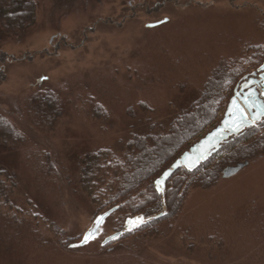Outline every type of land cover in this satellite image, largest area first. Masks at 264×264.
Here are the masks:
<instances>
[{"label":"rangeland","instance_id":"rangeland-1","mask_svg":"<svg viewBox=\"0 0 264 264\" xmlns=\"http://www.w3.org/2000/svg\"><path fill=\"white\" fill-rule=\"evenodd\" d=\"M34 2L31 26L0 29V119L18 132L8 141L0 134V166L15 175L13 208L0 222V264H264L258 124L246 144L253 155L240 160L248 165L227 179L221 172L209 188L187 190L177 217L153 233L103 245L116 235L112 216L89 244L70 248L107 212L80 189L86 155L121 152L135 136L166 131L217 69L264 45V0ZM47 94L56 114L37 117L34 108L45 109L38 97ZM232 96L220 102L218 124ZM156 217H131L125 230ZM132 219L136 226H127Z\"/></svg>","mask_w":264,"mask_h":264},{"label":"trees","instance_id":"trees-1","mask_svg":"<svg viewBox=\"0 0 264 264\" xmlns=\"http://www.w3.org/2000/svg\"><path fill=\"white\" fill-rule=\"evenodd\" d=\"M35 12L34 0H0L1 32L5 34L23 32L34 23ZM249 50L252 52L246 55L249 58L246 67L243 68L245 57L217 69L218 71L204 85L199 99L191 105L190 110L181 111L165 133L160 128L155 135L135 136L121 152L99 149L86 155L79 172L80 189L90 199L95 200L93 203L99 210L103 209L105 212L116 208L109 216L117 217L114 230L119 237L116 240L153 233L159 222L177 217L187 190L197 187L209 188L220 178L224 168L240 163L242 158L245 161L248 156L253 155L251 148L246 147V144L256 136L257 129L254 126L224 141L219 151L196 170L188 171L184 168L176 170L166 182L163 192L160 193L155 188V181L180 155L218 125L217 112L221 108L220 102L229 94H233V88L239 80L247 74H252L264 63V45H255ZM226 79L229 84H226ZM226 91L227 96L224 94ZM49 95L38 97L43 99L41 102L45 109L34 108L33 114L37 117L40 114L46 117L50 113L56 114L55 98ZM258 125L264 128V120ZM161 131L163 133L159 134ZM0 134L4 141L18 137L15 126L2 118ZM234 159L238 160L233 161ZM14 179L13 173L0 166L2 223V215L7 217L9 208H13V203L9 199V185ZM140 214L145 218L156 215L157 217L147 220L131 231L125 230V222ZM48 224L50 222L46 223ZM31 232L39 234V230L35 228ZM54 233L55 239L57 233L55 231ZM57 241L56 239L58 245L62 243ZM43 244L48 243L44 241Z\"/></svg>","mask_w":264,"mask_h":264},{"label":"water","instance_id":"water-1","mask_svg":"<svg viewBox=\"0 0 264 264\" xmlns=\"http://www.w3.org/2000/svg\"><path fill=\"white\" fill-rule=\"evenodd\" d=\"M160 23L150 24L148 26L154 27ZM257 73H260L259 79L264 80V63L251 74L248 82L243 83L240 88L238 85L236 86L219 124L197 140L187 151L182 153L171 167L155 181V188L158 192H163L166 182L176 170L180 168L188 171L196 170L201 164L211 158L213 154L219 151L224 141L241 134L245 129L262 121L264 117V94L263 88H261V84L256 78ZM244 78H247V76H244ZM257 86L261 88L262 93H259ZM237 125H239L238 128ZM247 165L248 162H244L224 168L222 170V178L227 179L236 175ZM115 210L116 208L99 215L91 229L83 235L82 240L77 244L70 245V248L83 247L94 240L100 233V229L105 220ZM118 235L116 234L107 238L103 242V245L114 240ZM85 236H89L87 242H85Z\"/></svg>","mask_w":264,"mask_h":264},{"label":"flooded vegetation","instance_id":"flooded-vegetation-1","mask_svg":"<svg viewBox=\"0 0 264 264\" xmlns=\"http://www.w3.org/2000/svg\"><path fill=\"white\" fill-rule=\"evenodd\" d=\"M164 2L166 1H168V0H163ZM164 4V3H163ZM130 6V5H129ZM166 21V20H165ZM259 74L260 73H257V75H256V78H257V80H258V82H260V86H261V88H263V94H264V80L263 79H259ZM251 77V74L250 75H247V78H242L241 79V81H240V83L239 84H237L238 86H239V88L241 87V85L243 84V83H245V82H248V79ZM236 85V86H237ZM258 87V86H257ZM238 91H239V89H238ZM264 119V118H263Z\"/></svg>","mask_w":264,"mask_h":264},{"label":"snow or ice","instance_id":"snow-or-ice-1","mask_svg":"<svg viewBox=\"0 0 264 264\" xmlns=\"http://www.w3.org/2000/svg\"><path fill=\"white\" fill-rule=\"evenodd\" d=\"M239 127V125H237V128ZM85 242H87L89 240V236H85Z\"/></svg>","mask_w":264,"mask_h":264}]
</instances>
